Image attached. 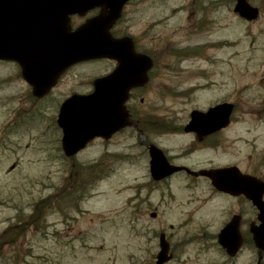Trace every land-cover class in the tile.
<instances>
[{
  "label": "rangeland",
  "instance_id": "374dc122",
  "mask_svg": "<svg viewBox=\"0 0 264 264\" xmlns=\"http://www.w3.org/2000/svg\"><path fill=\"white\" fill-rule=\"evenodd\" d=\"M197 1L151 0L141 9L139 3L126 8L128 30L146 34V48L151 36L157 43V82L142 104L139 98L129 103L168 119L157 126L153 142L172 163L191 169L236 165L264 178V0H249L259 8L249 22L233 11L234 0ZM189 13L206 18L205 28H189ZM183 47L181 55L172 50ZM113 65L77 64L36 101L18 70L0 62V264H152L160 232L173 253L166 264H256L247 233L257 223L255 208L242 196L216 191L205 177L178 172L154 182L149 155L134 145L129 129L108 146L122 156L99 158L106 143L95 139L74 160L63 158L54 124L60 102L73 90L86 91L91 78ZM221 101L234 104L226 128L201 143L182 130L191 110ZM96 161L100 166L83 168ZM98 168L99 180L90 177ZM235 213L246 238L231 258L217 233Z\"/></svg>",
  "mask_w": 264,
  "mask_h": 264
},
{
  "label": "water",
  "instance_id": "95a60500",
  "mask_svg": "<svg viewBox=\"0 0 264 264\" xmlns=\"http://www.w3.org/2000/svg\"><path fill=\"white\" fill-rule=\"evenodd\" d=\"M128 0H0V59L16 60L23 77L33 86V94L42 97L55 84L56 78L77 62L110 58L118 62L108 75L94 80V90L87 95L73 94L60 106L57 124L62 129V149L68 156L83 149L97 136L108 138L125 125L123 103L131 87L144 83L151 62L145 55L132 51L129 38L114 39L109 28L120 17ZM99 7L100 13L77 29L68 27L69 16L84 14ZM234 12L246 20L258 16V8L247 0H237ZM234 105L217 103L206 111L192 110L185 131L199 139L226 127ZM151 178L159 181L178 171L192 176H205L217 191L232 196L244 195L257 208L258 225L249 230L257 248L260 264L264 251V182L243 173L236 165L192 170L169 163L163 151L149 145ZM155 216V213H151ZM240 215L234 214L217 234L218 244L234 257L241 248ZM164 233L159 235V251L153 264H163L172 254Z\"/></svg>",
  "mask_w": 264,
  "mask_h": 264
},
{
  "label": "flooded vegetation",
  "instance_id": "af4514ba",
  "mask_svg": "<svg viewBox=\"0 0 264 264\" xmlns=\"http://www.w3.org/2000/svg\"><path fill=\"white\" fill-rule=\"evenodd\" d=\"M151 0H130L128 1L125 6L123 7V10H122V13H121V17L115 21L110 29H109V32L111 34L112 37H116V38H125V37H129L131 38L132 40V48H133V51L134 53L138 54V55H141V54H145L147 56H149L150 60H151V66L149 68V70L147 71V81L143 84H140L138 86H135L133 88L130 89L129 93H128V101L125 105L126 107V110L128 112V119L133 121L135 124L134 125H128L126 127H123L121 128L119 131L115 132L114 134L111 135L110 138L104 140L103 141L106 143V150L104 151V155L106 157H110L112 156L113 158H116L118 156H122L120 154H118L117 152H111L109 149H108V146H109V143L111 142V140L113 138H115L116 136L122 134L125 130L129 129L130 131L133 132V135L135 137V140H136V143L134 144L135 146H141V147H144V150L148 153L149 155V151H148V147H149V144L150 143H155L153 142L154 138L157 136L158 134V128L157 126L158 125H163L164 122L168 121V119L164 120L163 118H157L156 116L152 115L151 113L148 114V115H145L143 113H141L140 109H138L137 107H135V105L132 103H129L130 100H133V98H139L140 99V103L142 104L143 103V97H144V93L147 91V88L151 89L152 88V82L155 81L157 82V72H156V66H157V59H156V55H155V52L154 50L156 49L157 47V43H153L152 42V39L153 37L151 36L149 38V42H146L147 44V48L144 46V35H141V38H140V35L137 36V35H134L132 32H130L128 29H129V26H127L126 24V15H125V12H126V8L131 6L133 3L135 4H138L139 5V9H141L143 6L141 5H144V4H147L148 2H150ZM194 5H198V1L197 0H194L193 2ZM188 10V9H187ZM100 12V8H93L91 10H88L87 12H85L83 15H71L70 16V19H69V28L71 30H73L74 28H76L79 24L83 23L85 20L97 15L98 13ZM140 14L142 13L141 10L138 11ZM189 12V11H187ZM196 12V11H194ZM190 15V13H189ZM154 17V16H153ZM193 17L192 15L188 16L187 17V20L188 22H190V18ZM194 19V25L192 24H188V27L193 29V30H202L205 28L206 26V18H198V17H193ZM158 24V22H157ZM156 24V20L155 18L152 20L151 22V26L152 28L154 29L155 26L157 25ZM149 27V26H148ZM150 29V27H149ZM150 31V30H149ZM156 42V40H155ZM107 61H111L109 59H105ZM0 62H6V63H10L14 66V68H16L18 70V76L22 79V81L27 85V88H28V95L33 99V95H32V86H30L26 80L23 79V77L21 76V71H20V66L18 64V62L14 61V60H9V61H2L0 60ZM114 63L113 67L106 71L105 73H101L99 75H105L107 73H109L116 65V63L114 61H112ZM74 66L76 65H72L70 66L69 68H67L60 76L59 78L57 79L55 85L50 89L48 95L40 98V99H35L36 101H39V100H42L43 98L49 96L53 89L55 88V86L60 82V80L62 79V77L68 73ZM89 87L88 89L85 91H76V90H73L71 91L70 94H68L67 96L71 95L72 93H75V92H79V93H88L91 91L92 87H93V80L92 81H88L87 82ZM157 90V87H155L153 89V92H156ZM171 91H173V88H170ZM66 96V97H67ZM61 132V131H60ZM209 137V136H208ZM206 137V138H208ZM206 138H203L201 141H204ZM61 142V136H60V140ZM60 151H61V148H60ZM166 153V152H165ZM168 159L170 161V158L171 156H168ZM171 162V161H170ZM252 174V173H251ZM254 174V173H253ZM258 177V176H257ZM263 181H264V178H261ZM247 200V199H246ZM251 206L253 208L254 205L249 201L247 200ZM256 210V208H255ZM256 217H257V210H256ZM241 221H242V217H241ZM241 221H240V224H241ZM252 223V222H251ZM254 224V223H253ZM252 225V224H251ZM249 224V227L251 226ZM248 227V229H249ZM243 233V232H242ZM249 235V239H252L251 238V235ZM170 250L172 251V248H171V245H170ZM173 254V253H172ZM173 258V257H172ZM171 260V259H170ZM169 260V261H170ZM263 260H264V256H263V259L261 261V264H263ZM169 261L165 262L164 264L168 263Z\"/></svg>",
  "mask_w": 264,
  "mask_h": 264
},
{
  "label": "trees",
  "instance_id": "16d2710c",
  "mask_svg": "<svg viewBox=\"0 0 264 264\" xmlns=\"http://www.w3.org/2000/svg\"><path fill=\"white\" fill-rule=\"evenodd\" d=\"M98 161H100V160H98ZM98 161H96V162H94V163H89V164H87V165H84L83 166V168H85V167H87V166H90L91 168H94V167H96V166H100V164L101 163H98ZM81 165V164H80ZM79 165V174H82V172H81V166ZM99 172H100V170H99V168H98V172H96L95 171V169H93L91 172H90V177H92V178H98L99 177ZM89 179V178H88ZM99 179H101V178H98V180ZM79 187L81 188V185L79 184ZM53 197L54 196H50V198H49V200H48V202H47V205H49L51 202H52V199H53ZM78 199V198H77ZM76 206H77V204H76Z\"/></svg>",
  "mask_w": 264,
  "mask_h": 264
}]
</instances>
